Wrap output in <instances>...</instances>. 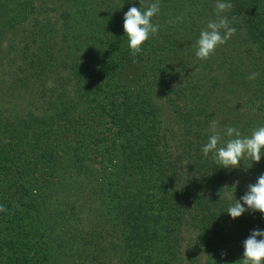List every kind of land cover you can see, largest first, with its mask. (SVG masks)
<instances>
[{"label": "trees", "instance_id": "16d2710c", "mask_svg": "<svg viewBox=\"0 0 264 264\" xmlns=\"http://www.w3.org/2000/svg\"><path fill=\"white\" fill-rule=\"evenodd\" d=\"M47 1L0 0V21L17 3L8 18L15 24H0V63L10 60L7 81L30 100L21 108L0 102V205L8 209L0 212V264L17 251L9 241L17 216L23 227L46 229L52 264H198L203 255L204 264H236L244 250L229 240L242 220L227 213L236 203L229 197L233 170L202 152L212 135L207 93L229 60L223 48L243 47L259 74L248 92L252 104L260 102L264 125V0H228L225 15L236 18L237 31L208 60L195 56L194 45L215 18L216 0H185V32L171 14L178 1L159 0L152 18L159 31L135 64L124 14L155 0H118L120 8L98 19L86 18L89 0L62 9ZM24 16L31 22L25 27L15 21ZM258 167L254 175L264 174V156ZM22 208L25 214L14 215ZM32 246L37 250V239Z\"/></svg>", "mask_w": 264, "mask_h": 264}, {"label": "rangeland", "instance_id": "374dc122", "mask_svg": "<svg viewBox=\"0 0 264 264\" xmlns=\"http://www.w3.org/2000/svg\"><path fill=\"white\" fill-rule=\"evenodd\" d=\"M22 0H16V2H21ZM34 2L35 7H37V3L40 0H35ZM178 2L173 6L172 8V18L173 22L175 23V26L180 32H185L187 26H188V12L186 8V2L185 0H177ZM89 8L91 7V10L87 9V16L89 13V16L86 17L88 19H98L101 14H104V12L109 13L113 9L120 8V4L118 0H89ZM47 3H50L52 6H57L62 9L63 5H67L71 7V1L70 0H49ZM16 4L14 3L11 8V10L6 9L2 20L0 21V24L3 26L5 24V27L7 28L9 25H13L15 23H11L8 18L9 15L12 16L15 14ZM73 8V6L71 7ZM41 13V12H40ZM17 14V13H16ZM52 16L51 18L54 20L56 13H50ZM30 21L32 22V16L31 12L29 14ZM55 15V16H54ZM45 16V15H43ZM37 17V16H36ZM86 19L85 25H89L87 22L89 21ZM20 21L22 25L27 26L31 22L29 19L25 18H19L15 21ZM14 21V22H15ZM41 21H44V17H41ZM84 23V22H83ZM18 24V23H17ZM2 28V27H1ZM30 29V25H29ZM10 37V36H9ZM242 35L239 36V45L242 44ZM184 46V45H183ZM183 46L181 45V52L178 51L175 55V58L178 59L179 53L181 55V59L184 55L183 53ZM224 53L222 52L221 57L224 56L225 58L228 57L229 60H227L226 64L222 66L216 73H214L211 77L216 78V84L213 85L210 89V93H207L208 98H210V110L211 111V121L213 120L217 121V131L221 135V144L226 142L229 137L225 134V129L228 126H232L237 128L242 135L248 136L251 135V132L253 131V126L249 127L250 124H257L256 127L264 126L262 125V121L260 116L256 114V110L258 109V105H260V102L257 104H252L250 102L251 92H248V89L251 88L254 84V82L250 83L251 80L248 79L249 75L253 73L252 65L248 63V59L246 58V54H244V48L238 47L237 51L239 55L236 52H231V49L229 48H223ZM229 51V52H228ZM232 54L235 56L233 57ZM12 55V54H11ZM224 58H221L220 61H218V64H220L221 60ZM4 60V59H3ZM9 61H2L0 63V102L7 108L11 107V103L16 104L17 107H23L27 106L30 102L27 101V99L21 97L20 94L24 93V89L19 90L15 88L11 82H8L7 80H10L12 69L15 70V67L9 68ZM18 63V62H17ZM16 63V64H17ZM245 65V69H241L240 65ZM248 75V77L245 79V76ZM210 77V78H211ZM245 80H248L249 84L246 85ZM243 86L241 87V92L237 90V85ZM247 87H245L244 86ZM37 84H33L32 88L35 90ZM251 86V87H250ZM213 88V89H212ZM17 89V90H15ZM252 98V97H251ZM24 99V100H21ZM37 104V103H36ZM35 115H37V109L36 111H33ZM7 113V112H6ZM5 113V114H6ZM260 163V162H259ZM259 163L253 162L250 158H246L243 161H241V166L239 168L235 169H229L233 170L231 174L232 192H229L230 200L236 199L240 200V198L245 194V192L248 189L249 184H253L257 181V178L261 175L258 173L257 175H254L259 167ZM258 164V165H257ZM254 165L256 166V169L253 170ZM252 167V169H250ZM255 171V172H252ZM257 172H259L257 170ZM238 182V183H237ZM37 202V199L35 200ZM242 203V201H241ZM25 205H27L25 203ZM19 207V206H18ZM245 207H247L245 205ZM37 208V206L34 207V210ZM24 208L19 210L14 209V215L19 214L23 212L25 214L27 210ZM250 215V216H249ZM262 213L260 212H252L251 210L245 212L241 217L242 220H239L238 223H234L233 227L234 229L231 231V237L229 240H232V243L236 245H241L239 252H242L243 248V241L246 240L250 233L253 230L260 229L257 225L258 218H264L261 217ZM16 219L18 222H16ZM254 220H256L254 222ZM12 224L11 226L14 228V233L11 235L9 241L12 242V244H17V246H12L13 248H16V252L12 256V259L10 260L9 264H52V260L50 258V255L47 250H49V247L44 246L43 241V233L46 231L45 228L40 226H37V231L34 229L30 230L29 228L23 227L24 226V219L21 216H17L16 218H12ZM27 221V218H26ZM41 222L45 223V220H40ZM47 223V222H46ZM45 223V224H46ZM35 224V222H34ZM42 227V228H41ZM262 227L264 228V221ZM247 233L245 236L244 234ZM229 235V236H230ZM37 239V250L32 246L35 243V240ZM31 244V245H30ZM55 245H53L54 247ZM66 247V246H63ZM242 248V249H241ZM30 250V251H27ZM37 251V257H34L36 255ZM68 252V251H67ZM197 255V254H196ZM195 255V256H196ZM185 259L188 260L187 255L185 254ZM199 257V255H198ZM206 261L205 256L203 255L201 257V260L198 262V264H204ZM17 262V263H16ZM74 261L71 259V262L68 263L67 260L62 259L60 262H56V264H74Z\"/></svg>", "mask_w": 264, "mask_h": 264}, {"label": "clouds", "instance_id": "9594fccd", "mask_svg": "<svg viewBox=\"0 0 264 264\" xmlns=\"http://www.w3.org/2000/svg\"><path fill=\"white\" fill-rule=\"evenodd\" d=\"M140 4L143 5V0H140ZM232 7L233 5L228 0H216L215 18L207 22L194 45L195 56L198 59L208 60L219 46L226 44L236 34L237 29L232 26L236 18L234 16L229 18L225 15ZM159 11L160 2L155 0L143 11L141 7L132 6L124 14L123 27L134 64L137 62L135 57L142 52L143 45L159 31V25L152 23V18ZM258 75L253 72L248 79L255 80ZM47 86L51 88L55 85L49 80ZM210 131L212 135L202 147L203 155L208 157L211 153L213 160L226 169L239 168L241 161L246 158L259 163L264 156V126L254 129L248 136L242 135L237 128L228 126L225 134L229 139L223 144H221V135L217 131V121L213 120ZM249 210L264 214V174H261L255 183L248 185L245 194L240 200L236 199V203L228 208L227 213L236 219ZM7 211L5 206L0 205V212ZM243 247V258L236 264H264V231L253 230L243 241Z\"/></svg>", "mask_w": 264, "mask_h": 264}]
</instances>
